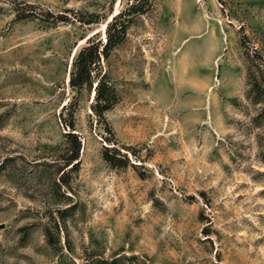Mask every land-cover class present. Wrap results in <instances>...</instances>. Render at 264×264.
Returning a JSON list of instances; mask_svg holds the SVG:
<instances>
[{"label":"rangeland","instance_id":"obj_1","mask_svg":"<svg viewBox=\"0 0 264 264\" xmlns=\"http://www.w3.org/2000/svg\"><path fill=\"white\" fill-rule=\"evenodd\" d=\"M0 264H264V0H0Z\"/></svg>","mask_w":264,"mask_h":264},{"label":"trees","instance_id":"obj_2","mask_svg":"<svg viewBox=\"0 0 264 264\" xmlns=\"http://www.w3.org/2000/svg\"><path fill=\"white\" fill-rule=\"evenodd\" d=\"M142 6L134 5L132 11L138 13L146 9L147 3L141 1ZM114 21V22H113ZM128 21H117L113 19L106 26V39L103 45L99 44V41H90L88 45L84 47L78 54L76 58V71L74 73L73 79L71 80V86H80L90 79V74L93 70V67L98 62L100 55H106L118 42L122 40V37L125 34ZM110 31H113V34H109ZM101 48V50H100ZM100 86L96 87V98L94 99L93 111L98 113L99 117H102V113L112 105V95L107 91H99ZM108 90H110L108 88ZM71 128V127H69Z\"/></svg>","mask_w":264,"mask_h":264}]
</instances>
